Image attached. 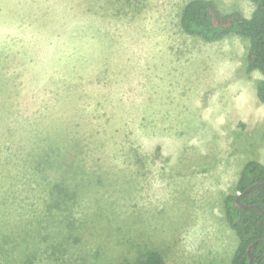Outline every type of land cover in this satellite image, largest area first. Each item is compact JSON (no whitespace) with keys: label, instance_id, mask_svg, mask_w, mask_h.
I'll return each mask as SVG.
<instances>
[{"label":"rangeland","instance_id":"obj_1","mask_svg":"<svg viewBox=\"0 0 264 264\" xmlns=\"http://www.w3.org/2000/svg\"><path fill=\"white\" fill-rule=\"evenodd\" d=\"M189 1L0 0V105L13 104L14 120L82 124L84 165L104 181L78 209L91 222L84 236L72 230V245L96 239L81 264L105 237L115 258L141 244L167 264H229L237 247L225 199L246 163L264 164V77L246 73L248 40L182 32ZM213 1L223 14L255 10L251 0ZM0 138L12 142L2 129ZM4 170L0 162V182Z\"/></svg>","mask_w":264,"mask_h":264},{"label":"trees","instance_id":"obj_2","mask_svg":"<svg viewBox=\"0 0 264 264\" xmlns=\"http://www.w3.org/2000/svg\"><path fill=\"white\" fill-rule=\"evenodd\" d=\"M251 2L255 10L247 18L239 11L221 13L213 0H190L181 12L180 27L185 35L206 43H216L230 35L248 40L246 73L251 75L258 71L264 77V0ZM72 54L67 52L63 58H73L70 57ZM79 54L75 51L77 63L81 64L83 58L78 57ZM71 68L77 67H66V74ZM1 76L3 78L4 73ZM5 86L2 79L0 89L4 90ZM257 91L259 100L264 103V80L258 84ZM71 93L73 90H67L64 96L71 97ZM4 99L0 105V129L10 134L12 142L0 138V162H4L6 176L0 186L6 183L7 187L5 193L2 192L3 185L0 187V264H81L83 254L95 251L96 239H91L87 246H83L84 242L80 246L72 245L71 241L75 239L72 230L84 236L91 222H86L78 209L85 203V198L104 183L100 172H87L84 165L87 164L88 146H83L80 139H89L84 126H71L65 124L66 120L56 125L57 121L42 122L41 125V122L23 117L14 120L15 108ZM21 111L27 112V108ZM90 151L94 157V149ZM263 183L264 164L249 161L237 182V193L225 199V220L237 238V247L229 264H250L249 248L255 242L258 244L252 250V264H264V215L258 209L241 207V204L258 206L264 211V185L245 194L252 186ZM239 194H244L240 202L237 201ZM25 203L27 208H34L32 220L23 216ZM11 213L18 215L7 219ZM17 231L11 240L8 234ZM103 239L104 247L95 255L102 251L104 258L94 255L84 264H167L160 250L141 244L129 248L134 253L132 256L129 252L124 260L115 258L111 248L113 242L109 237Z\"/></svg>","mask_w":264,"mask_h":264},{"label":"water","instance_id":"obj_3","mask_svg":"<svg viewBox=\"0 0 264 264\" xmlns=\"http://www.w3.org/2000/svg\"><path fill=\"white\" fill-rule=\"evenodd\" d=\"M262 185H264V183H263V184H257V185L252 186L251 188H249V189L245 192V194L249 193V192H250L252 189H254L255 187L262 186ZM243 195H244V194H239V196L237 197V201H238V202H240V198H241ZM241 207H242V208H245V209H258V210H260V211L262 212V214L264 215V211H263L261 208H259L258 206H247V205L241 204ZM256 244H258V242H255V243L250 247V249H249L250 264L253 263L252 250H253V248L256 246Z\"/></svg>","mask_w":264,"mask_h":264},{"label":"flooded vegetation","instance_id":"obj_4","mask_svg":"<svg viewBox=\"0 0 264 264\" xmlns=\"http://www.w3.org/2000/svg\"><path fill=\"white\" fill-rule=\"evenodd\" d=\"M250 249V248H249Z\"/></svg>","mask_w":264,"mask_h":264}]
</instances>
